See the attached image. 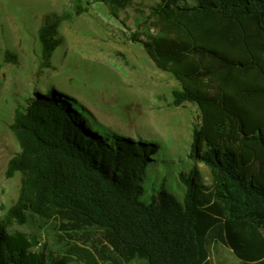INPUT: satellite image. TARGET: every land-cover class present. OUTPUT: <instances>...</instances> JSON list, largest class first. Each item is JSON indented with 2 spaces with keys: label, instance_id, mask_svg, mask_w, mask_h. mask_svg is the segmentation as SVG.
<instances>
[{
  "label": "trees",
  "instance_id": "16d2710c",
  "mask_svg": "<svg viewBox=\"0 0 264 264\" xmlns=\"http://www.w3.org/2000/svg\"><path fill=\"white\" fill-rule=\"evenodd\" d=\"M100 1L115 19L132 4ZM74 8L42 18L41 69L62 22L86 12ZM137 12L129 39L178 82L170 105L199 111L180 194L142 199L157 145L95 127L63 93L35 91L10 125L19 152L5 176L22 180L0 219V264H211L214 244L238 264H264V0H158Z\"/></svg>",
  "mask_w": 264,
  "mask_h": 264
},
{
  "label": "rangeland",
  "instance_id": "374dc122",
  "mask_svg": "<svg viewBox=\"0 0 264 264\" xmlns=\"http://www.w3.org/2000/svg\"><path fill=\"white\" fill-rule=\"evenodd\" d=\"M157 1L132 0L115 19L100 0H0V219L21 193V174L5 176L8 161L19 152L10 125L15 109L33 99L35 91L63 93L76 100L74 108L95 127L157 145L155 161L142 176L146 191L142 199L149 201L161 188L180 194L183 187L177 177L191 168L187 154L199 111L193 104L170 105L178 82L157 69L143 47L129 39L137 10L147 13ZM75 3L86 12L62 22L61 44L52 55V66L41 69L38 29L42 18L62 14L66 8L74 14ZM7 52L16 56L17 63L6 61ZM198 167L209 184L208 170L202 164ZM12 229L29 231L16 224ZM41 245H51L46 234ZM210 262L238 264L220 244L211 246Z\"/></svg>",
  "mask_w": 264,
  "mask_h": 264
},
{
  "label": "crops",
  "instance_id": "0c3cea01",
  "mask_svg": "<svg viewBox=\"0 0 264 264\" xmlns=\"http://www.w3.org/2000/svg\"><path fill=\"white\" fill-rule=\"evenodd\" d=\"M239 263V262H238Z\"/></svg>",
  "mask_w": 264,
  "mask_h": 264
}]
</instances>
